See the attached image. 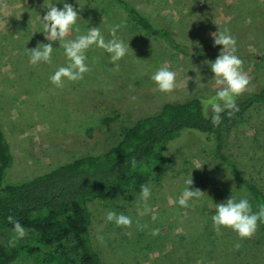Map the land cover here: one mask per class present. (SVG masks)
Listing matches in <instances>:
<instances>
[{
    "label": "rangeland",
    "instance_id": "1",
    "mask_svg": "<svg viewBox=\"0 0 264 264\" xmlns=\"http://www.w3.org/2000/svg\"><path fill=\"white\" fill-rule=\"evenodd\" d=\"M129 1L154 26L193 42L186 46L190 50L219 54L221 46H213L210 33L229 29L236 52L243 53L235 54L250 77L248 90L236 102L264 85V0ZM63 2L73 4L80 16L66 39L97 27L107 41L112 39L111 28L121 25L117 38L130 48L116 62L118 69L110 54L93 45L85 52L90 71L79 81L65 79L58 88L49 77L68 63L58 41L51 42L50 63H30L28 49L49 43L41 20L46 6L62 8ZM211 61L149 34L114 0H0V123L13 154L5 180L20 182L76 157L101 153L117 142L123 129L157 113L166 102L214 96L218 86L208 66ZM165 64L177 74L171 93L159 91L150 79ZM224 141V152L264 191V104L247 110ZM214 144L213 136L194 130H184L167 143L166 166L143 184L151 190L146 214L141 187L114 199L88 202L91 243L105 264H264V226L259 222L255 235L242 241L229 228H213L215 204L229 197L247 198L254 209L247 189L215 155ZM190 175V190L204 194L181 207L178 201ZM109 211L129 216L132 226L106 221ZM25 229L27 235L16 244L35 242V232ZM153 229L159 234L153 236ZM12 234V229L1 230L0 241L8 244ZM10 264L35 263L20 255Z\"/></svg>",
    "mask_w": 264,
    "mask_h": 264
},
{
    "label": "trees",
    "instance_id": "2",
    "mask_svg": "<svg viewBox=\"0 0 264 264\" xmlns=\"http://www.w3.org/2000/svg\"><path fill=\"white\" fill-rule=\"evenodd\" d=\"M114 1L145 31L163 38L178 51L209 60L217 57L218 54L200 49H188L186 46H193V42H182L169 28L154 26L129 0ZM201 101L192 97L182 102H166L157 113L140 117L123 129L117 142L105 151L76 157L13 183L5 180L13 154L0 123V231L12 229L7 221L11 215L36 234L35 242L30 244L9 247L0 241V264H10L20 255L34 258L35 264H105L91 243L88 202L114 199L139 189L153 174L161 173L167 164L165 146L184 130L214 137L215 155L247 189L253 210L257 211L258 205L264 204V191L223 148L225 135L242 115L252 106L264 104V85L237 101L239 110L232 117H228L227 110L222 113L219 126L211 123V112L205 116ZM132 157L136 159L135 167L130 162ZM259 223L264 226V222Z\"/></svg>",
    "mask_w": 264,
    "mask_h": 264
},
{
    "label": "clouds",
    "instance_id": "3",
    "mask_svg": "<svg viewBox=\"0 0 264 264\" xmlns=\"http://www.w3.org/2000/svg\"><path fill=\"white\" fill-rule=\"evenodd\" d=\"M46 14L41 18L44 37L49 43L37 45L28 49L30 53V63L37 65L41 62L50 63L53 52L52 41H58L64 49V54L68 60L66 66H60L49 79L52 84L60 88L64 86L65 79L70 82L82 80L84 74L90 71L86 64L85 52L91 46L105 50L110 54V61L116 64L128 52L129 44L117 38V31L121 25H115L110 30L112 39L105 40L101 31L97 27H91L86 34L78 35L75 39H66L77 23L80 17L73 4L63 2V7L58 8L54 4L46 6ZM76 31H79L77 28ZM213 38V46H221L217 57L211 61L209 68L213 73L215 84L218 86L215 95L202 100L204 114L207 117L209 109L211 110V123L213 126H219L222 122L221 114L227 110L228 117H232L239 110L236 104V98L248 90L250 77L243 70V60L235 53L236 39L230 34V30L225 28L223 31L210 33ZM118 69V64H116ZM176 72L170 70L167 64L159 67L151 75L150 79L157 85L158 90L164 93H171L176 87ZM135 99V97H132ZM164 155H168L167 152ZM132 167L136 166L135 157L131 158ZM201 167V166H200ZM198 167V168H200ZM186 187L183 190L182 197L179 199L181 207H188V201L199 199L204 192L198 188L190 190L189 186L193 184L190 175L184 181ZM151 196V190L148 185H141L140 199L145 204V214L150 211L147 206V200ZM213 228L220 231L221 227L229 228L236 232L239 240L251 239L258 228V222H264V204L258 205V210L253 211L252 205L247 198L236 201L229 197L224 202L215 204V214L211 216ZM7 221L12 224V236L8 241L9 247H14L16 243L27 235L25 227L9 215ZM106 221L114 222L118 227H131L132 220L123 213L117 214L115 211H109L106 214ZM143 228L146 225H140ZM153 236L159 234V229H153ZM98 239L103 242V237ZM239 242L234 244L235 249H239Z\"/></svg>",
    "mask_w": 264,
    "mask_h": 264
}]
</instances>
